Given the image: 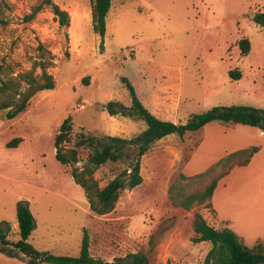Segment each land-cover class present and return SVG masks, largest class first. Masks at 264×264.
<instances>
[{"label":"rangeland","instance_id":"obj_1","mask_svg":"<svg viewBox=\"0 0 264 264\" xmlns=\"http://www.w3.org/2000/svg\"><path fill=\"white\" fill-rule=\"evenodd\" d=\"M42 1L0 0L7 5L0 16L1 78L19 83L15 102L27 100L13 119L0 110V224L9 226V241L19 240L16 205L24 202L35 223L28 243L39 252L78 257L85 231L90 255L112 262L146 251L151 235L173 220L150 263L203 264L211 244L193 242L194 215L216 229L224 224L205 205L189 212L173 207L168 190L201 189L222 168L190 180L198 174L185 171L188 160L178 155L183 139L174 135L141 158L142 184L123 191L111 213L97 216L70 174L88 165L91 149L77 148L78 163L63 166L55 159V137L67 118L71 134L63 151L76 148L81 136L129 139L142 133L144 121L103 110L109 101L131 105L122 79L150 112L157 108L175 124L215 107L264 110V28L254 21L264 13V0H112L103 40L93 29L92 0H53L68 13L67 28L59 27ZM242 39L250 44L247 55L239 48ZM233 70L241 73L237 81L228 75ZM22 74L40 85L46 74L54 88L39 91L17 77ZM14 139L20 142L8 148ZM123 168L108 163L89 178L102 189ZM244 245L264 248V241Z\"/></svg>","mask_w":264,"mask_h":264},{"label":"trees","instance_id":"obj_2","mask_svg":"<svg viewBox=\"0 0 264 264\" xmlns=\"http://www.w3.org/2000/svg\"><path fill=\"white\" fill-rule=\"evenodd\" d=\"M111 4L112 0H92L91 2L93 29L102 40L106 33V17ZM41 6H47L51 9V13L59 27L67 28L69 26L70 18L68 13L62 10L53 0H43ZM5 8H7V5L0 2V16ZM254 21L264 28V13L256 15ZM101 43L103 44V41ZM239 48L242 55H247L250 51L249 41L242 39L239 42ZM1 75L2 67L0 66V110H7L6 117L13 119L25 111L27 100L21 104L15 102V97L21 96V92L18 89L19 83L16 79L3 81ZM228 75L230 79L235 81L241 78V73L237 70L229 71ZM17 77H21V81L28 80L29 83H33L39 91H50L54 88L51 78L46 76V74H44L46 79L44 85H40L34 79H28L27 74ZM83 82L86 84L87 78ZM122 82L129 92L131 105L127 107L120 102L109 101L104 104L103 110L110 117L121 116L144 121L146 129L142 133L129 139L113 136H103L101 138L81 136L76 143V148L63 151L62 144L67 142L71 134L70 119L67 118L60 125L54 142L55 159L63 166L73 167L78 163L77 148L88 147L91 149L87 159L88 165L80 172L73 168L70 174L74 181L84 190L90 210L97 216L111 213L115 209V205L123 191L133 190L142 184L143 178L140 173L141 158L154 143L162 138L169 135L183 137L185 134L198 131L206 124L212 122L225 126L247 125L264 130V110L242 106L215 107L204 114L190 117L185 124L159 120L137 98L133 87L127 79H122ZM13 107L15 108L11 110ZM19 142V139H14L7 144V147L14 148ZM257 151V147H252L232 153L214 164L207 171L190 178V180L198 181L211 174L214 168H222V171L211 177L209 182L203 185L201 189L185 192L182 187L175 190L176 187L171 186L168 190V198L171 205L186 212H189L195 205H205L212 209L208 202L218 181L228 175L234 167L248 165L250 159ZM108 163L121 164L124 168L105 187L99 189L96 183L91 182L89 177H91L95 169ZM16 220L19 240L15 243H11L8 239L9 226L0 224V252L10 258L27 260L29 264H151V254L157 242L174 223L173 220H167L162 223L158 230L151 235L146 251L128 254L123 258H116L112 262H108L95 259L90 255L89 237L85 231L78 257L58 256L48 252L37 251L28 243L35 223L29 208L24 202H19L16 205ZM192 230L194 243L207 242L211 244L203 264H264L263 246L257 245L253 248H248L234 231L228 228H214L206 222L201 214L197 213L194 215Z\"/></svg>","mask_w":264,"mask_h":264},{"label":"crops","instance_id":"obj_3","mask_svg":"<svg viewBox=\"0 0 264 264\" xmlns=\"http://www.w3.org/2000/svg\"><path fill=\"white\" fill-rule=\"evenodd\" d=\"M150 92L157 97L154 86ZM150 113L159 120L169 121L157 108ZM175 136H166L156 143ZM180 138L183 141L178 155L181 153L188 160L184 169L191 175L206 171L232 153L258 148L248 165L234 167L218 181L208 203L216 222L234 231L243 244L264 241V130L212 122ZM24 261L0 254V264H27Z\"/></svg>","mask_w":264,"mask_h":264},{"label":"built area","instance_id":"obj_4","mask_svg":"<svg viewBox=\"0 0 264 264\" xmlns=\"http://www.w3.org/2000/svg\"><path fill=\"white\" fill-rule=\"evenodd\" d=\"M261 134H263V132H261Z\"/></svg>","mask_w":264,"mask_h":264}]
</instances>
